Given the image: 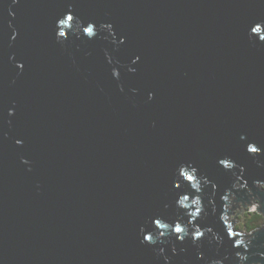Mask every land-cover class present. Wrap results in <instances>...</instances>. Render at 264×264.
<instances>
[{
  "label": "water",
  "instance_id": "obj_1",
  "mask_svg": "<svg viewBox=\"0 0 264 264\" xmlns=\"http://www.w3.org/2000/svg\"><path fill=\"white\" fill-rule=\"evenodd\" d=\"M65 3L0 0V264H264V226L228 220L250 196L264 215V0H76L92 43L53 36Z\"/></svg>",
  "mask_w": 264,
  "mask_h": 264
},
{
  "label": "snow or ice",
  "instance_id": "obj_2",
  "mask_svg": "<svg viewBox=\"0 0 264 264\" xmlns=\"http://www.w3.org/2000/svg\"><path fill=\"white\" fill-rule=\"evenodd\" d=\"M77 9H78V4L76 3V0H66V3L64 4L62 10L57 14L56 18L54 19L52 32H53V36L55 38H57L58 42H60V43L67 42V39H68V36L70 33H69V31H65L64 29L65 28L70 29L71 26L73 24H76L78 21H83V23H82V34H83V36H85L86 38L89 39L90 43L95 42V40L101 36L102 33L100 31H98L99 22L85 20L83 18L82 14ZM253 24H255L256 26H253ZM261 24H264V19H262L260 21L250 22L248 24V28L253 33H260L261 31H264V28H262L260 26ZM108 26L113 27L111 24H108ZM112 34L114 36H116L115 32H113ZM61 37L64 38L63 41L59 40V38H61ZM15 38L16 37L13 36V40H15ZM262 39H264V38H262ZM126 42H127L126 36L121 35L119 37V39L116 38V41H114V43L116 45L114 51L116 53H120L122 46L125 45ZM105 58H106V62L108 65V71H109L110 75H114L116 77V79L119 80L120 74L115 73L113 71V69L115 67L113 61L116 60L117 62H119L118 57L115 55H109L106 52ZM129 59H130L132 65H136L140 62L141 56L139 54L133 53L132 56L129 57ZM16 67L23 70L25 68V63H23V62L16 63ZM135 69L136 68L133 67V71ZM120 90L123 91V88H121ZM11 115H14V113H12ZM241 138L243 139V137H241ZM244 143H245L247 152H249V153L257 154V153L264 151V142H257L254 140H245ZM15 144L17 146H22L23 141L21 139H17V140H15ZM25 163H28V162L25 161ZM220 164L225 166V167H230L231 161L226 160V159H221ZM180 175L183 176L184 179L187 180L188 182H192L195 179V175L189 174V171L185 168H180ZM176 187L179 188L180 185L177 184ZM188 198H189L188 196H184L182 199H180L178 201V203L180 205H183L184 200H186ZM194 203L199 205V203H200L199 199H196L194 201ZM193 215H199V209L198 208H197V211ZM148 219H149L150 223H152L156 226V228H167V227H169L168 224L162 223L161 218H157L155 215L149 216ZM148 230L151 231L152 229L149 228ZM172 231L176 234L177 239H179L181 241L184 239V236L180 235L181 233L184 232V228H182L179 223L174 224ZM228 235L230 237L232 236L231 229H229ZM203 237H204V233L199 231V230H196L192 233V240L193 241L202 242ZM152 242H153V237L151 235H145L144 230L141 229L139 244L144 248L150 249V248H152ZM234 247L239 248L240 242L236 241L234 244ZM237 255H239V252H237ZM197 260L199 262H201V264H202L204 257L200 256L197 258Z\"/></svg>",
  "mask_w": 264,
  "mask_h": 264
},
{
  "label": "rangeland",
  "instance_id": "obj_3",
  "mask_svg": "<svg viewBox=\"0 0 264 264\" xmlns=\"http://www.w3.org/2000/svg\"><path fill=\"white\" fill-rule=\"evenodd\" d=\"M260 188H264V184H259ZM236 199V195L233 196L230 200L234 201ZM260 205L259 200L255 196H250V201H239L236 203V205L231 210V214L228 216V219L230 222L234 221V226L237 231H239L241 234H248V236H244V240H247L249 238V235H251L254 231H250L248 226H246L244 223L245 221H250L253 214L256 212H259L258 206ZM250 214H249V213ZM263 218L260 220L261 226H264V215Z\"/></svg>",
  "mask_w": 264,
  "mask_h": 264
},
{
  "label": "trees",
  "instance_id": "obj_4",
  "mask_svg": "<svg viewBox=\"0 0 264 264\" xmlns=\"http://www.w3.org/2000/svg\"><path fill=\"white\" fill-rule=\"evenodd\" d=\"M262 216H263V214L261 212H256L255 214H253L251 220L249 222L248 221H245L244 224L246 226H248V228H249L250 231H254L257 228L261 227L260 220L263 218Z\"/></svg>",
  "mask_w": 264,
  "mask_h": 264
},
{
  "label": "flooded vegetation",
  "instance_id": "obj_5",
  "mask_svg": "<svg viewBox=\"0 0 264 264\" xmlns=\"http://www.w3.org/2000/svg\"><path fill=\"white\" fill-rule=\"evenodd\" d=\"M233 196H235V195H231L230 198H229L230 204L233 202V201L230 200ZM228 207H229V205H228ZM234 229H235V226H234Z\"/></svg>",
  "mask_w": 264,
  "mask_h": 264
},
{
  "label": "bare ground",
  "instance_id": "obj_6",
  "mask_svg": "<svg viewBox=\"0 0 264 264\" xmlns=\"http://www.w3.org/2000/svg\"><path fill=\"white\" fill-rule=\"evenodd\" d=\"M239 232V231H238Z\"/></svg>",
  "mask_w": 264,
  "mask_h": 264
}]
</instances>
